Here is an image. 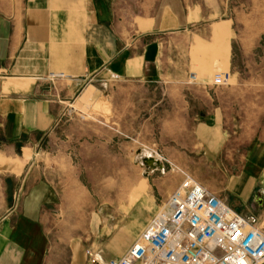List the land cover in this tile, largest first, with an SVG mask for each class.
Listing matches in <instances>:
<instances>
[{"label": "crops", "instance_id": "1", "mask_svg": "<svg viewBox=\"0 0 264 264\" xmlns=\"http://www.w3.org/2000/svg\"><path fill=\"white\" fill-rule=\"evenodd\" d=\"M208 12L188 0H14L10 11H0V264L51 260L45 222L50 208L58 206L67 190L57 191L46 176L48 167L39 159L28 163L20 156L25 150L43 153V142L57 123L62 103L72 99L87 79L111 73L126 81L164 84L172 92L167 99L185 102L183 115L174 110L159 119L160 132L173 144V151L180 150L175 144L181 135L188 136V145L185 139L181 144L183 150L199 156L206 168L220 171L221 187L209 190L241 215L255 217L264 231V111H228L201 83H196L202 92L198 98L207 105L195 109L196 98L184 94L190 69L172 68L170 46L179 34L190 33L193 45L200 49L211 43L213 29L222 24L231 27L229 19L209 20ZM225 34L218 31L216 45ZM230 40L223 61L228 72ZM50 72H64L73 80L49 82ZM156 109L147 113L146 121ZM149 147L162 152L154 144ZM162 154L164 164L173 158ZM16 162L18 172L5 169ZM50 163L57 165L53 159ZM157 171L144 168V220H136L131 231L141 223L145 228L181 182L180 177L168 182L165 173L156 175ZM133 241L123 242L108 256L93 243L91 253L99 259L119 257ZM81 244L79 240L69 245L71 258L66 264L88 260L87 253L80 256Z\"/></svg>", "mask_w": 264, "mask_h": 264}, {"label": "rangeland", "instance_id": "2", "mask_svg": "<svg viewBox=\"0 0 264 264\" xmlns=\"http://www.w3.org/2000/svg\"><path fill=\"white\" fill-rule=\"evenodd\" d=\"M13 1L0 0V11H10ZM188 1L208 9L211 21L229 19L231 27L226 29L222 24L213 29L211 43L200 49L193 45L188 32L175 38L174 46H170L175 62L172 68L191 71L184 94L196 98L195 109L207 105L198 98L202 92L196 83H201L203 90L228 111H264V0ZM219 30L226 34L216 45ZM228 39L232 46L228 84L216 86L215 74L228 72L223 63ZM169 93L172 92L164 84L111 79L110 74L89 78L72 99L62 103L57 123L43 142L44 152L35 155L25 150L20 156L28 163L39 159L42 166L48 167L46 176L54 181L57 191L61 193L64 187L67 190L58 199V206L50 208L45 222L51 238L52 257L48 264L68 263L69 245L79 240L83 244L80 256L92 252L93 243L102 255L108 256L120 250L123 242L131 243L137 238L144 223L133 231L130 227H136V220H144V154L156 152L149 147L153 144L162 151L160 154L175 159L164 164L158 152L163 169H157L156 175L165 173L171 182L179 177L182 180L187 172L210 190L221 187L220 171L206 168L199 156L181 147L184 139L188 145V136L181 135L180 143L175 144L180 150L173 151V144L160 132L159 119L172 115L174 110L183 115L186 106L183 100L167 99ZM160 98L162 102L154 107ZM152 108H157L156 114L146 121ZM52 159L57 165L50 163ZM19 168L17 163L5 169L18 172ZM88 260H82V264H88Z\"/></svg>", "mask_w": 264, "mask_h": 264}, {"label": "built area", "instance_id": "3", "mask_svg": "<svg viewBox=\"0 0 264 264\" xmlns=\"http://www.w3.org/2000/svg\"><path fill=\"white\" fill-rule=\"evenodd\" d=\"M230 73H217L213 85L228 84ZM111 79L119 76L110 74ZM73 80L50 72L46 80ZM152 157L159 160L156 152ZM162 170L161 168H156ZM88 264H264V231L253 216H243L191 174L152 217L119 257L95 258Z\"/></svg>", "mask_w": 264, "mask_h": 264}, {"label": "water", "instance_id": "4", "mask_svg": "<svg viewBox=\"0 0 264 264\" xmlns=\"http://www.w3.org/2000/svg\"><path fill=\"white\" fill-rule=\"evenodd\" d=\"M144 165L146 167H151V168H155V169L157 167L161 168L163 166V164L159 160L155 159L152 156H145L144 157Z\"/></svg>", "mask_w": 264, "mask_h": 264}]
</instances>
